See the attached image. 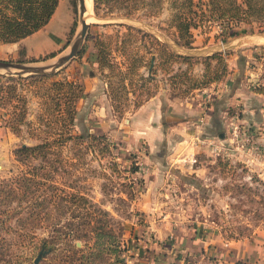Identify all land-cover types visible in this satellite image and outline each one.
<instances>
[{"label":"rangeland","instance_id":"rangeland-1","mask_svg":"<svg viewBox=\"0 0 264 264\" xmlns=\"http://www.w3.org/2000/svg\"><path fill=\"white\" fill-rule=\"evenodd\" d=\"M113 1L109 0V4ZM107 3L100 4L101 16L97 17L91 2L90 16L131 20L88 21L80 51L50 74H0V180L18 169L13 150L22 144L34 145L58 137L66 110L73 105L76 115L70 133L83 129L102 135L108 149L100 151L101 145L95 142L66 141L58 148L59 155L51 156L64 163L58 166L57 181L75 180L80 191L125 226L117 264H137L138 259L147 260V264H264V110L257 111L258 100L254 98L264 95V40L252 39L264 38L259 37L264 35V23L240 22L232 28L231 36L214 39L219 32L214 22L206 35L198 33L199 29L192 30V47L183 48L165 30L169 19L167 0H162L154 15L147 16L143 9L132 15L122 14L121 9L103 14ZM69 6L72 27L53 57L36 54L35 44L27 38L23 40L25 53L18 44H0V60L46 66L66 53L79 29L75 0H59L54 18L61 27ZM116 23L148 32L171 51L180 54L172 49L173 45L193 53L186 56L197 60L189 69L175 61L168 67L156 66L152 81L131 80L130 76L124 79L125 93L123 89L116 94L108 92L106 76L113 70L86 61L94 51L93 37L99 36L105 43L107 57L121 71L131 51L143 55L144 61L149 55L143 46L147 45L146 39ZM244 38L250 39L242 41ZM123 42V50H117ZM215 53L220 56L208 59L206 70L204 58ZM153 63L159 65L160 60L155 58ZM185 69L198 80L212 76L214 69L221 74L215 81L190 88L189 81L173 76ZM138 74H149L146 64L138 68ZM111 79L114 82L117 76ZM58 81L61 83L56 85ZM227 85L237 89L240 85V93L236 91V100L223 106L224 112L218 113L207 130V109L216 91L219 94ZM80 86L81 97L75 99ZM146 91H151L152 96L187 99L191 108L197 104L201 107L194 121H186L191 129L184 133V139H178L181 135L173 132L161 142L131 126L133 102L145 98ZM14 219L8 223L10 227H14ZM48 230L35 228L34 234L46 238ZM0 234V264H30L35 250L30 244L35 242L32 236L19 237L12 230ZM64 248L62 243L56 244L37 264L115 263L113 252L97 260H87L85 256L65 260Z\"/></svg>","mask_w":264,"mask_h":264},{"label":"trees","instance_id":"trees-1","mask_svg":"<svg viewBox=\"0 0 264 264\" xmlns=\"http://www.w3.org/2000/svg\"><path fill=\"white\" fill-rule=\"evenodd\" d=\"M114 1L109 4V0L108 3L107 0H92L94 16H101L99 14L100 4L104 2L107 3L105 5L107 9L102 12L103 14L111 13L112 9H121L124 10L122 14L132 15L137 10L143 9L145 16L154 15L162 2V0ZM57 2L58 0H0V44L17 42L41 28L51 17ZM166 6L169 10V19L165 30L168 31L172 41L183 48L192 47L194 41L192 30L199 29L198 33L206 35L211 31L214 22L219 25V32L214 35V39L231 36L232 28L240 22L264 23V0H167ZM116 26H124L131 30V34L135 33L141 39H146L147 45L143 46L149 55L145 63L143 55H136L135 51H131V58L128 59L127 56L129 61L124 71H121L107 57L105 43L100 40L99 36L93 37L94 51L89 53L86 61L98 67L106 65L113 70L106 76L108 92L116 94L123 89L122 93H125L124 79L130 76L131 80L143 78L145 82L152 81L156 66L168 67L175 61L186 64L189 69L192 62L197 60V58H190L171 51L165 43L139 28L119 23H116ZM124 44V42L119 44L117 50H123L120 48L124 47ZM55 54L49 53L46 58L53 57ZM219 56V53H215L204 58L205 69L209 67L208 62L206 63L208 59ZM151 58L152 64L149 68ZM155 58L160 60L161 65L153 63ZM143 63L148 67L149 74L146 77L138 74V68ZM187 69L173 76L183 77L184 81H189L190 88L215 81L223 70L222 68L221 72H218L214 69L212 76L206 80H198L189 75ZM116 76L117 80L113 82L111 78ZM60 83L61 81H58L55 84ZM116 86L119 89H116ZM81 93L80 86L75 99L80 98ZM151 96V91H146L145 98L135 99L132 107H138L142 101ZM58 100L57 98V104ZM75 115L74 106L69 105L64 123L60 125L58 137L52 140L43 139L34 145L22 144L13 150L18 169L0 180V233L12 230L19 237L32 236L35 242L30 244L35 250L32 251L31 259L39 251L44 252L42 256L51 253L56 244L62 243L63 247H66L64 248L65 253L62 254L65 260L68 257L71 260H79L83 256L87 260H97L101 259L102 255L113 252L116 253L114 264H117L120 262L117 254L121 253L119 244H121L120 238L126 232L125 226L80 191L74 183L75 180L57 181L58 166H63L64 163L59 158L51 159V156L59 155L58 148L66 141L71 140L76 144H83L84 141L95 142L96 145H101L100 151L108 149L105 137L102 135L88 133L83 129L79 133H70ZM12 218H15L12 223L14 227L8 225ZM61 220L63 223L59 224ZM35 228L49 229L50 235L46 238H37L34 234ZM2 238L0 236V239ZM76 242L82 246H76ZM238 263L236 261V264ZM30 264H33L32 260Z\"/></svg>","mask_w":264,"mask_h":264},{"label":"crops","instance_id":"crops-1","mask_svg":"<svg viewBox=\"0 0 264 264\" xmlns=\"http://www.w3.org/2000/svg\"><path fill=\"white\" fill-rule=\"evenodd\" d=\"M58 2L51 14V17L41 28L17 42L2 45L18 44L23 47L22 53H25L26 46L24 45L23 40L30 38V42L33 41L35 44L36 54L39 56L53 52L58 53V48L65 43L67 33L73 23V13L71 7L69 6V13L67 14L62 26L59 27L56 25L54 18H56ZM9 49L10 48L5 50ZM229 78L227 76V79ZM227 83L228 80L225 78V85ZM227 86L219 94H217L216 91L213 102L207 109L206 124H210L206 127L207 130L208 128L211 129L213 120L218 116V113L222 114L224 112L223 106L231 103L233 100H236V91L238 90V93H240V85L239 89L234 86H228L229 88H227ZM198 92L201 94L200 90H198ZM195 96L197 97L198 93H196ZM254 98L258 100V104L256 106L257 111L260 112L264 110V95L262 97L258 96ZM249 100L251 101L252 97L249 98ZM197 105L191 108L189 100L187 99L184 100L169 95L168 97L166 95H153L133 110L131 113V126L136 130H139V132L145 133V135L158 138L161 142L164 136H168L173 132L180 134L181 136L178 137V139L182 140L184 139V133L189 132L191 129L190 125H187L186 121H194L201 112V107ZM248 107L245 106V109ZM200 244L202 243H199V246L196 244V246L199 248L201 246ZM186 248L188 247H185V249ZM137 261V264H147L148 262L145 259H138Z\"/></svg>","mask_w":264,"mask_h":264},{"label":"water","instance_id":"water-1","mask_svg":"<svg viewBox=\"0 0 264 264\" xmlns=\"http://www.w3.org/2000/svg\"><path fill=\"white\" fill-rule=\"evenodd\" d=\"M76 7H77V18L79 29L75 32L72 41L69 43L68 51L64 54L59 55L56 60L49 65L46 66H38V65H28L21 62H13L8 60H0V74L4 73L7 75H47L54 72L56 69L61 67L71 58H73L82 47L83 41L88 31L89 22L85 20L83 14L85 12V4L84 0H75ZM129 18L124 17H112V18H97L96 20L92 21L97 23H106V22H122V21H130ZM134 20V19H133ZM136 21V20H134ZM142 24V23H140ZM259 37H264V35H260ZM172 49L182 55H192L193 53H189L188 51H180L175 46L171 45ZM152 64V58L150 60L149 68ZM79 245V242H76V246ZM44 254L43 251H39L32 260L33 264H37L38 261L41 259L42 255Z\"/></svg>","mask_w":264,"mask_h":264},{"label":"bare ground","instance_id":"bare-ground-1","mask_svg":"<svg viewBox=\"0 0 264 264\" xmlns=\"http://www.w3.org/2000/svg\"><path fill=\"white\" fill-rule=\"evenodd\" d=\"M91 0H84V4H85V12H84V14H83V16H84V18H85V20H86V22L87 21H94V20H96V19H93L91 16H90V4H91ZM246 39H250V38H244V39H242V41H244V40H246ZM253 40H256V41H263L264 40V38H257V39H255V38H252Z\"/></svg>","mask_w":264,"mask_h":264}]
</instances>
